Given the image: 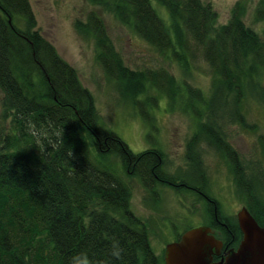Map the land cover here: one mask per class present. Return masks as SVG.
<instances>
[{
	"label": "trees",
	"instance_id": "trees-1",
	"mask_svg": "<svg viewBox=\"0 0 264 264\" xmlns=\"http://www.w3.org/2000/svg\"><path fill=\"white\" fill-rule=\"evenodd\" d=\"M86 1L183 70L193 46L201 52L212 72L207 95L165 69L128 67L97 11L73 21L76 33L92 41L105 78L149 128L156 127L159 100L149 89L166 97L167 110L193 114L197 125L185 157L200 179L190 184L208 193L195 149L202 141L227 162L237 195L264 226V175L256 181L247 174L212 119L227 117L252 132L261 127L247 120L252 104L264 113V27L257 32L244 21L254 0H236L222 24L203 0ZM252 20L264 23V0H256ZM36 26L29 0H0V264H164L163 253L151 246L147 223L131 209L129 180L140 181L152 198L161 185L178 193L191 189L163 170L159 148L133 152L100 123L92 93ZM258 140L264 150V134ZM198 198L205 202L203 223L224 248L236 247V216L223 212L209 194Z\"/></svg>",
	"mask_w": 264,
	"mask_h": 264
},
{
	"label": "rangeland",
	"instance_id": "rangeland-1",
	"mask_svg": "<svg viewBox=\"0 0 264 264\" xmlns=\"http://www.w3.org/2000/svg\"><path fill=\"white\" fill-rule=\"evenodd\" d=\"M29 1L36 18V28L50 40L60 56L76 69L80 81L92 93L100 123L115 132L133 152L150 147L159 148L164 155L163 170L170 175L188 179V174L194 170L186 161L185 144L196 129L193 114L190 111L167 110L166 97L159 94L157 89H149V94L159 97L158 107L153 113L157 128H149L136 109L120 95L115 83L105 78L94 59L92 41L76 33L73 21L76 18L83 19L90 10L97 11L103 18L115 48L128 67L165 69L177 80L198 87L207 95L210 92L212 72L201 52L193 46L194 54L189 57L188 70H183L174 58L160 54L110 14L86 0ZM203 1L211 4L218 16L217 23L222 24L228 20L236 0ZM255 2L256 0L248 7L244 21L250 28L260 32L264 23L252 20ZM2 105L3 102L0 101V109ZM251 107L252 111L247 120H257L261 124L257 132L242 129L227 117L216 116L212 119H217V126L239 152L247 174L259 181L262 180L261 174L264 175V150L258 140L259 134H264V113L257 104H252ZM195 149L201 152L207 194L219 202L223 212L235 216L244 203L237 195L229 165L205 142L201 141ZM111 162L118 164L116 158H111ZM189 182L199 183L191 180ZM129 183L132 191L131 209L147 223L150 243L156 254H161L165 244L175 240L177 234L185 228L202 225L207 218L205 202L189 190L178 193L171 187L161 185L158 186V194L152 198L136 178H131Z\"/></svg>",
	"mask_w": 264,
	"mask_h": 264
},
{
	"label": "water",
	"instance_id": "water-1",
	"mask_svg": "<svg viewBox=\"0 0 264 264\" xmlns=\"http://www.w3.org/2000/svg\"><path fill=\"white\" fill-rule=\"evenodd\" d=\"M235 216L241 231L236 247L224 248L223 241L206 224L193 226L183 231L178 240L165 244L164 264H264V226L245 205ZM214 256L219 259L214 260Z\"/></svg>",
	"mask_w": 264,
	"mask_h": 264
},
{
	"label": "flooded vegetation",
	"instance_id": "flooded-vegetation-1",
	"mask_svg": "<svg viewBox=\"0 0 264 264\" xmlns=\"http://www.w3.org/2000/svg\"><path fill=\"white\" fill-rule=\"evenodd\" d=\"M188 176H189L188 179L180 178V179H178L179 180L178 182L180 183V181H181V183H180L181 185H185L187 188H190L191 192L195 193L197 195V197H203V198L208 199L206 193L196 190L195 189L196 187L193 184H190V182H189L190 180L192 182L199 181L200 178L197 177V172H195V170H194V172H192L191 174H188ZM196 191H197V193H196Z\"/></svg>",
	"mask_w": 264,
	"mask_h": 264
}]
</instances>
